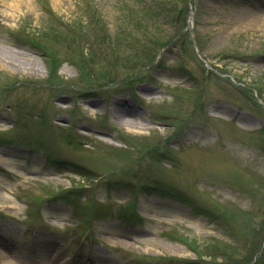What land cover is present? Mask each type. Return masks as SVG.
<instances>
[{"label":"rangeland","instance_id":"1","mask_svg":"<svg viewBox=\"0 0 264 264\" xmlns=\"http://www.w3.org/2000/svg\"><path fill=\"white\" fill-rule=\"evenodd\" d=\"M4 56L0 255L264 264V0H0Z\"/></svg>","mask_w":264,"mask_h":264},{"label":"bare ground","instance_id":"2","mask_svg":"<svg viewBox=\"0 0 264 264\" xmlns=\"http://www.w3.org/2000/svg\"><path fill=\"white\" fill-rule=\"evenodd\" d=\"M7 59H10V58H7V56L0 58V63L3 65L8 64V65L12 66V63L10 61H8ZM124 105H125L124 101H116L112 105L111 112L116 116V118L118 120H120L126 126L128 131L141 132L142 130H144L146 128V126H144L141 122L125 120L126 117L134 119V118L138 117V115L136 114V109L130 105H128V106L126 105L127 110H121L120 108H118V107H122V106L124 107ZM90 106H92V105H90ZM134 120H137V119H134ZM0 164H3V162L1 160H0ZM2 198H3V200H5V197H2ZM6 202H7V200L3 201V203H1V204H5ZM0 260H2V262L4 264H12L6 258V256H4L2 254L0 255ZM13 261H14L13 264H33V263H24L17 258H14Z\"/></svg>","mask_w":264,"mask_h":264},{"label":"trees","instance_id":"3","mask_svg":"<svg viewBox=\"0 0 264 264\" xmlns=\"http://www.w3.org/2000/svg\"><path fill=\"white\" fill-rule=\"evenodd\" d=\"M45 7V9L46 10H48V8L46 7V6H44ZM49 11V10H48ZM50 12V11H49ZM88 37H86V38H89L90 39V36L89 35H87ZM99 38V37H98ZM98 40V42H99V40L100 39H97ZM101 41V40H100ZM113 42H115V43H113V44H111V42L109 41L106 45H105V49H108V51L109 52H114L115 54H118V52H120V50L122 49V48H125L126 47V49L128 48H133V47H135V45L133 46L131 43H129L126 39H123V40H121V39H117V40H114ZM126 49H125V51H126Z\"/></svg>","mask_w":264,"mask_h":264}]
</instances>
